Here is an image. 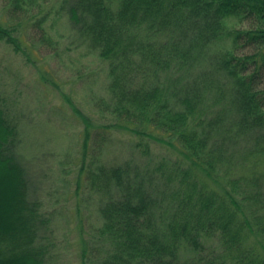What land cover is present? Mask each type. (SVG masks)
Returning <instances> with one entry per match:
<instances>
[{
	"label": "trees",
	"instance_id": "trees-1",
	"mask_svg": "<svg viewBox=\"0 0 264 264\" xmlns=\"http://www.w3.org/2000/svg\"><path fill=\"white\" fill-rule=\"evenodd\" d=\"M0 2V41L18 50L13 33L29 23L32 50L56 49L40 0ZM55 11L107 65L108 97L91 102L111 122L94 129L75 109L84 124L76 189L84 203L95 198L99 220L89 264H264V0H64ZM3 102L0 264H48L50 217L30 198ZM109 129L179 157L108 165ZM203 239L218 251L205 254ZM182 249L193 258L182 261Z\"/></svg>",
	"mask_w": 264,
	"mask_h": 264
},
{
	"label": "rangeland",
	"instance_id": "rangeland-1",
	"mask_svg": "<svg viewBox=\"0 0 264 264\" xmlns=\"http://www.w3.org/2000/svg\"><path fill=\"white\" fill-rule=\"evenodd\" d=\"M63 2L40 0L41 11L32 12L38 15L50 10L44 25L56 43L55 50L40 45L32 50L36 30L28 31L29 23L13 33L20 44L18 50L0 41V96L8 118L17 124L20 143L16 153L32 185L30 198L38 199L50 217L45 233L52 247L48 264H89L95 253L89 249L95 244L89 229L98 226L99 220L95 198L84 203L88 194L76 189L84 124L75 109L94 129L111 122L91 102L94 97H108L107 65L81 43L66 14L56 13ZM3 12L0 2V25L7 27ZM109 132L111 146L103 157L108 165L129 162L151 168L161 159L179 157L172 146L146 136L116 129ZM137 143L147 145L149 153L144 155ZM203 244L205 254L218 251L215 239H203ZM180 256L182 261L193 258L184 249Z\"/></svg>",
	"mask_w": 264,
	"mask_h": 264
}]
</instances>
